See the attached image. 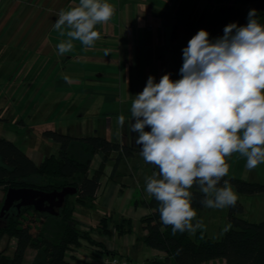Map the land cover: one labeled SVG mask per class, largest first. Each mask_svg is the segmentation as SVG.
<instances>
[{
	"label": "crops",
	"instance_id": "crops-1",
	"mask_svg": "<svg viewBox=\"0 0 264 264\" xmlns=\"http://www.w3.org/2000/svg\"><path fill=\"white\" fill-rule=\"evenodd\" d=\"M102 2L111 4L114 13L107 23L96 25L94 30L100 33V39L90 47L72 40L73 49L64 54L58 52L57 45L71 39L67 36L70 29L67 26L56 29L54 24L62 11L79 6L80 0L0 3V135L21 147L36 164L53 153L36 146L37 134L47 129L74 137L100 135L140 149L135 143L137 134L130 131L132 102L143 91L150 75L158 83L165 74V64L158 60L156 51L149 53L151 57L155 54L153 58L157 61L153 71L150 68L142 71V43L151 50L156 43L173 44L192 32L202 9L237 5L235 0ZM121 115L125 117L123 127L118 123ZM3 124L9 125L10 135ZM145 131L150 128L146 126ZM43 140L53 142L46 136ZM114 157L115 153L110 154L103 163L94 199L75 206L74 219L79 229L88 226L94 242L80 239L76 247L66 252L69 264H99L112 254L143 264L158 254L143 242L140 219L149 209L138 203L149 198L146 184L154 172L141 152L121 158L113 170ZM102 160V153L94 155L90 176ZM136 189L141 193L139 196ZM5 192L0 187V207ZM104 216L108 217L105 233L98 226ZM122 218L130 219L132 230L117 234L114 225ZM14 245L12 238L4 235L0 239V250L4 249L7 255L13 254ZM34 252L32 248L26 249L22 264H29Z\"/></svg>",
	"mask_w": 264,
	"mask_h": 264
},
{
	"label": "clouds",
	"instance_id": "clouds-1",
	"mask_svg": "<svg viewBox=\"0 0 264 264\" xmlns=\"http://www.w3.org/2000/svg\"><path fill=\"white\" fill-rule=\"evenodd\" d=\"M113 13L102 0H80L62 11L54 27L67 26L71 39L59 43L58 52H70L72 40L92 46L100 39L96 25L107 23ZM257 13L250 9L246 25L229 23L212 41L200 29L182 49L181 78L173 82L167 73L157 83L150 75L132 102L130 131L137 134L143 159L156 165L161 177L154 173L146 191L160 202L161 221L172 226L173 235L204 227L202 221L192 222L196 212L189 189L194 183L205 194V207H235L237 195L228 182L217 188L228 174L226 157L240 153L249 170L264 163V26ZM118 123L125 125L123 115Z\"/></svg>",
	"mask_w": 264,
	"mask_h": 264
},
{
	"label": "trees",
	"instance_id": "trees-1",
	"mask_svg": "<svg viewBox=\"0 0 264 264\" xmlns=\"http://www.w3.org/2000/svg\"><path fill=\"white\" fill-rule=\"evenodd\" d=\"M235 1L237 5H211L202 9L192 32L197 34L204 29L212 41L223 35V29L229 23L246 25L249 10L243 6L249 3H254L259 23L264 26V0ZM43 135L57 144V150L46 155L39 164L13 141L0 135V187L4 191L30 187L51 192L70 186L76 192L66 195L62 206L56 209V215L37 211L32 206H23L19 210L12 206L6 211L0 217V239L5 235L12 238L15 245L12 255L0 250V264H22L28 248L35 251L29 264H69L66 252L76 247L80 239L94 242L88 230L79 229L74 219L75 206L94 199L103 163L110 154L115 153L114 170L121 158L141 152L100 135L74 137L51 129L44 130ZM99 152L103 154V160L90 176V164ZM149 165L161 178L159 168ZM224 181L242 194L264 193V183L237 177H223L217 188H222ZM191 193L193 210L203 208L205 194L197 184L194 183ZM211 198H214V193ZM138 203L149 209V213L140 219L144 230L143 242L158 251L155 257L143 264H203L215 259H221L225 264H264V219L255 222L240 217L238 214L243 211V206L238 199L235 207H228L227 218L231 227L220 239H213L199 229L193 235L188 231L173 235L172 226L162 223L161 204L153 195ZM107 219L105 216L100 219V232H108ZM114 226L117 234L132 230L128 218H122Z\"/></svg>",
	"mask_w": 264,
	"mask_h": 264
},
{
	"label": "rangeland",
	"instance_id": "rangeland-1",
	"mask_svg": "<svg viewBox=\"0 0 264 264\" xmlns=\"http://www.w3.org/2000/svg\"><path fill=\"white\" fill-rule=\"evenodd\" d=\"M243 8L245 10L253 9L254 3L246 4L245 6H243ZM189 22L192 21L189 20ZM189 32V34L185 33L182 37H180L179 41H176L173 44L156 43L153 50H151L150 46H146L145 43L143 45L142 43V47L144 46L142 57V71L145 72L146 70H149V68L153 71V66L155 67L157 61L155 58H153L155 54L151 57L149 53L151 51H156L158 60H162L165 64V74L170 73V79L173 82L179 80L181 78L179 70L183 64L182 49L188 46L189 40L195 35L191 32V30ZM2 127L4 128L6 134H11L9 133L8 124H3ZM42 134H37L35 138L37 139V148L40 150H46L47 152L52 150L51 152L55 153L57 150V144L55 142L43 140L44 136ZM33 141L35 143V140ZM21 144L22 143L20 141V145ZM225 159L226 163L229 166L228 174L226 175L227 177H237L248 181H257L264 183V163H261L256 168L249 170L245 166L246 157L242 156L240 153H233L231 156H228ZM227 186L232 188L233 192L237 195V199L242 203L243 211L238 214L240 217L255 222L264 219V193L242 194L236 191L235 188H233L230 184H228ZM223 187H225V184ZM189 191L191 193V188L189 189ZM136 194H138V196L141 194L139 189H136ZM211 195L212 193H209L208 198H211ZM194 211L196 212V217L192 221L193 224L195 225L197 221H202L204 226L199 230H202L213 239H220L223 236L225 227L230 224L227 218L228 207L217 209L204 206L203 208L196 209ZM190 234L193 235L192 233ZM213 264L225 263L221 259H218Z\"/></svg>",
	"mask_w": 264,
	"mask_h": 264
},
{
	"label": "water",
	"instance_id": "water-1",
	"mask_svg": "<svg viewBox=\"0 0 264 264\" xmlns=\"http://www.w3.org/2000/svg\"><path fill=\"white\" fill-rule=\"evenodd\" d=\"M75 192L76 189L70 186L51 192H44L30 187L8 188L0 207V217L12 206L17 210L23 206H32L37 211L56 215V209L62 206L66 195H71Z\"/></svg>",
	"mask_w": 264,
	"mask_h": 264
},
{
	"label": "built area",
	"instance_id": "built-area-1",
	"mask_svg": "<svg viewBox=\"0 0 264 264\" xmlns=\"http://www.w3.org/2000/svg\"><path fill=\"white\" fill-rule=\"evenodd\" d=\"M5 0H0L2 3ZM88 226H84V230H88ZM99 264H142L133 261L132 259L122 256V255H108L104 259H102Z\"/></svg>",
	"mask_w": 264,
	"mask_h": 264
}]
</instances>
